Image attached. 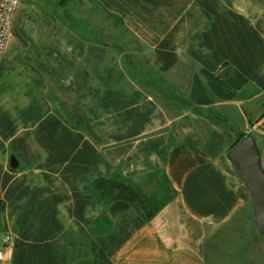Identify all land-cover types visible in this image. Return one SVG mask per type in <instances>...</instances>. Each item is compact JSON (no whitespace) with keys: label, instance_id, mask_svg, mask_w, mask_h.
Masks as SVG:
<instances>
[{"label":"crops","instance_id":"1","mask_svg":"<svg viewBox=\"0 0 264 264\" xmlns=\"http://www.w3.org/2000/svg\"><path fill=\"white\" fill-rule=\"evenodd\" d=\"M247 135L264 169V0H22L0 59L8 264H207L213 230L256 220L229 156ZM162 177L149 220L119 194Z\"/></svg>","mask_w":264,"mask_h":264},{"label":"rangeland","instance_id":"2","mask_svg":"<svg viewBox=\"0 0 264 264\" xmlns=\"http://www.w3.org/2000/svg\"><path fill=\"white\" fill-rule=\"evenodd\" d=\"M140 191L150 202L160 206L172 200L163 177L151 181ZM207 264H264V232L249 215H239L230 225L213 230L205 243Z\"/></svg>","mask_w":264,"mask_h":264},{"label":"water","instance_id":"3","mask_svg":"<svg viewBox=\"0 0 264 264\" xmlns=\"http://www.w3.org/2000/svg\"><path fill=\"white\" fill-rule=\"evenodd\" d=\"M229 156L238 165L242 178L251 191L256 222L264 232V169L255 137L245 136L231 148Z\"/></svg>","mask_w":264,"mask_h":264},{"label":"built area","instance_id":"4","mask_svg":"<svg viewBox=\"0 0 264 264\" xmlns=\"http://www.w3.org/2000/svg\"><path fill=\"white\" fill-rule=\"evenodd\" d=\"M22 4V0H0V59L5 46L13 34L15 18ZM13 250L6 237L4 245L0 247V262L8 264L13 259Z\"/></svg>","mask_w":264,"mask_h":264},{"label":"trees","instance_id":"5","mask_svg":"<svg viewBox=\"0 0 264 264\" xmlns=\"http://www.w3.org/2000/svg\"><path fill=\"white\" fill-rule=\"evenodd\" d=\"M127 189L119 190V194H124L123 196L127 198L134 207L135 212L139 213L146 220L151 219L158 211V206L150 202L149 198L145 195H142L140 191L129 189L128 195H126ZM119 196V195H118ZM1 208V202H0Z\"/></svg>","mask_w":264,"mask_h":264}]
</instances>
